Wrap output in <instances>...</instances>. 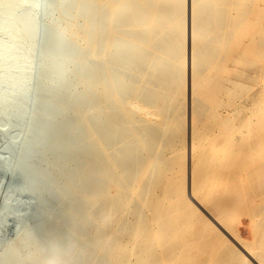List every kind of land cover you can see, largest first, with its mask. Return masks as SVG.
I'll list each match as a JSON object with an SVG mask.
<instances>
[{
  "label": "rangeland",
  "instance_id": "obj_1",
  "mask_svg": "<svg viewBox=\"0 0 264 264\" xmlns=\"http://www.w3.org/2000/svg\"><path fill=\"white\" fill-rule=\"evenodd\" d=\"M20 1L25 8L31 5L30 0ZM140 1L141 6L133 0V6L127 7L125 0H117V36L143 30L138 23L162 3ZM166 1L179 9L173 6L157 17L160 27L151 33L147 47L140 49L135 43L127 47L131 62L126 68L116 62L112 66L111 79L123 76L121 88L129 104L121 110L112 99L103 106L97 92L95 106L88 110L90 120L114 128L112 139L126 126L123 112L133 114L129 117L135 123L132 129L138 131L135 134L148 138L154 134L150 150L139 148L140 155L134 156L141 185L136 178L119 189L110 184V196L99 200L97 216L92 219L78 210L65 229L82 218L79 232L88 231L92 240L103 241L94 253V264H264V0H208L212 6L193 19L192 0L179 5L178 0ZM96 2L88 0L85 7ZM36 4L32 39L19 35L0 7V264L33 224L32 216L39 223L46 217L20 174L21 153L29 144V128L41 106L36 94L45 61L43 30L55 33L57 28L47 26L46 12ZM133 21L137 28H128ZM104 22L106 27L111 24ZM169 27L175 28L170 32ZM69 31L66 43L75 59L87 57L84 60L93 65L91 47L82 38L71 40ZM98 41L107 42L108 37L104 33ZM160 42L166 43L165 49L158 48ZM158 49L159 59L154 57ZM111 52L104 46L100 67L109 65ZM164 63H168L166 70ZM76 66L81 68L77 62ZM160 68L165 73L157 76ZM135 84L141 90L133 93ZM148 92L153 99L146 103ZM61 112L59 122L67 130L60 139L68 141L80 126L79 116L69 104ZM81 125L84 140L81 137L78 149L91 141L87 124ZM116 147L113 141V150ZM67 166L65 174L74 163ZM126 168L131 174L135 167ZM113 171L109 181L119 185V173ZM119 197L126 198L125 204L110 212ZM68 210V206L62 209L64 218ZM105 218L108 226L101 231Z\"/></svg>",
  "mask_w": 264,
  "mask_h": 264
},
{
  "label": "bare ground",
  "instance_id": "obj_2",
  "mask_svg": "<svg viewBox=\"0 0 264 264\" xmlns=\"http://www.w3.org/2000/svg\"><path fill=\"white\" fill-rule=\"evenodd\" d=\"M36 1L41 4V10L43 9L46 12L47 26L56 25L57 28L55 33H50L48 29L43 30L44 49L42 54L45 56V61L40 65L42 68V85L38 94H36L37 99L35 97L38 105L41 106L35 112L29 128L28 133L30 136H28L29 141H27L29 144L21 153L23 161H20V174L26 180L27 185L25 186L29 187L28 192L32 193L33 191L35 194L34 197H36L35 199L43 209L46 217L43 223H39L32 216L33 224L14 244L8 258L3 260L2 264H94V253L99 250L98 246L103 241H98L97 237L95 241L92 240L88 231V235L86 232L81 233L83 228L79 232V227L84 221L82 218L79 223L69 225L66 229L64 225L78 210H83L86 212L85 216L94 219L98 214L99 204L101 203L99 200L107 199L110 196V191H107L110 184L116 183V188L118 187L119 189L122 184H127L131 182L130 180L136 178L141 185L142 176L138 173L140 167L137 161L134 160V156H137L139 148L146 151L150 150V143L155 137L154 134H151L150 138L144 133L137 135L138 131L135 128L134 130L132 129V125L135 123L131 124L132 119H130L133 114L130 116L128 112H125V114L128 113V117L130 116L126 118L127 115L125 116L123 112L125 117L122 116V119L125 121L126 126L116 138L113 136V140L111 137L114 133V128L100 126L102 121L90 120L88 118V110L93 105L95 106L93 98L96 97L97 92L101 93L102 99L100 102L103 103L101 104L103 106H107L112 99L116 100L119 109L123 108L122 105L129 104L128 100H125L126 91L121 88L123 76L115 80L111 79L112 66L115 62L123 66L129 65L131 62L129 59L131 58L128 55L129 49L127 47L131 43L137 44L140 49L147 47L150 39H152L150 37L151 33L156 32L154 31L156 28L158 29L157 17L159 18L161 13L168 12L169 9L172 10L175 7L178 8V6L170 5L168 1L165 0L166 2H164V0H161L162 3H159L153 10L151 9L152 12H148L149 16L145 22L138 23L140 29L144 28L143 30H127L117 36V34H120V26L117 27L118 23L115 22L120 8L116 6L117 0H97L89 9L85 7V2L88 0H30L31 5L27 4L30 5L28 8H25L20 0H0V7L5 10L8 18L7 23L14 26L17 33L27 39H32L35 35V23L39 8ZM173 1L175 2V0ZM183 1L178 0L176 2L179 5L178 2ZM140 2L138 0L136 4L138 5L139 3L141 6L142 2ZM192 2V12L189 10L192 19L197 13L204 12L207 9L206 7L212 6L208 2L207 4L204 2L206 5H203L201 3L203 0L201 2L192 0ZM125 3L127 7H131L134 2L133 0H125ZM107 12L108 17L105 16ZM175 14L173 13L174 16ZM104 21L111 24L106 27ZM128 25V28H137L138 26H136V21ZM170 28L174 29L175 27H169V31L171 30ZM69 30H71V33H69L71 34L69 37L71 40L77 42L79 40L75 39L82 38L91 47L92 53L90 52V56H93V65L88 63V60H84L87 57L83 60L75 59L74 50H71L66 43L65 33ZM104 33L108 37V41L99 43L98 37ZM119 43H122V45ZM156 45H159L158 48L160 49H165L166 43L160 42ZM104 46L112 49L109 65L106 68L104 66L100 67L98 63L103 55L102 49ZM159 51V49L157 52L155 51L154 57L157 59H159ZM76 62L81 68L76 66ZM164 66L166 70L168 63H164ZM162 68L157 70V76L165 73ZM67 77H69L68 81H66ZM170 83L171 81L169 85ZM131 89H133V93L141 90L140 86H136V84ZM152 95V92H148L143 102L151 101L153 99ZM89 101H91V104L87 106ZM67 104L77 112L79 116L77 124L80 126H77L76 130H74L71 139L63 141L60 136L67 129L65 130V128L61 127L59 120L62 117L61 111ZM133 112L135 111L133 110ZM79 122L87 124L89 137L91 138L90 143L85 142L86 146L84 145L80 149H78V144L84 140V137L83 129H81L82 125ZM136 129L138 128L136 127ZM81 137L83 140H81ZM113 141L116 142L117 146L114 150ZM132 143L133 145H131ZM78 159L82 160L77 162ZM156 159L159 163L160 159ZM73 163L74 166L69 170V174H65L66 166ZM131 166L135 168L134 172L129 174L126 172L129 168L127 169L126 167ZM113 168L119 173V185H117L118 181L116 182V180L109 181L114 172ZM60 195L64 201L59 202ZM123 197H119L120 200L118 199V203L110 212H115V210L125 204L126 198ZM79 200H81V203ZM145 202V205H147V200ZM67 206L69 210L65 211L68 214L64 218L62 209L64 210ZM108 220H103L100 223L101 225L99 224L101 231H103L102 229H107ZM159 220L157 219L156 221L159 223ZM92 222L94 221L92 220ZM153 222L155 223V221ZM144 233L141 235L145 236Z\"/></svg>",
  "mask_w": 264,
  "mask_h": 264
}]
</instances>
